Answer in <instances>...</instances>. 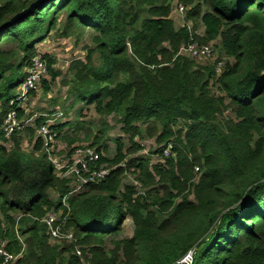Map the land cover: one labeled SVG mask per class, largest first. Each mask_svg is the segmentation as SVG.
I'll use <instances>...</instances> for the list:
<instances>
[{
  "label": "trees",
  "instance_id": "obj_1",
  "mask_svg": "<svg viewBox=\"0 0 264 264\" xmlns=\"http://www.w3.org/2000/svg\"><path fill=\"white\" fill-rule=\"evenodd\" d=\"M36 1L0 0V27ZM178 1L191 29L176 26L171 0H52L0 33V250L9 264H182L191 252L192 264H264V0ZM88 31L85 58L65 75L44 56L43 94L61 78L67 111L82 105L80 118L85 108L119 118L127 139H115L109 158L101 130L89 146L100 154L93 167L109 176L75 192L38 135L59 111L21 107L20 121L39 117L9 137L3 125L36 46L52 32L79 43ZM194 42L213 44L217 60L180 54ZM49 128L69 155L82 133L92 137L84 122ZM50 213L74 241L51 239L42 223ZM127 220L133 236L108 248Z\"/></svg>",
  "mask_w": 264,
  "mask_h": 264
},
{
  "label": "built area",
  "instance_id": "obj_2",
  "mask_svg": "<svg viewBox=\"0 0 264 264\" xmlns=\"http://www.w3.org/2000/svg\"><path fill=\"white\" fill-rule=\"evenodd\" d=\"M173 5V15H177L182 19L185 18L186 8L179 3L178 0H173ZM186 25L190 29L192 28L191 24H185L182 27ZM49 45V41L45 42L42 46H47V48L43 51L38 50L37 54L32 58L30 66L26 69L27 77L19 87L16 99L11 102V105H17V107L8 113L4 121L3 130L8 137L16 131H22L25 127L32 125L33 120L38 117V115H34L31 119L20 121L17 111L21 107H26L31 93L35 92L40 94L43 92L42 82L49 76L48 65L44 59L46 54L51 55V48L48 49V47H50ZM180 54L200 63L214 62L217 60V53L213 48V44L199 45V43L194 42L183 46L180 50ZM224 65L225 62L218 63L216 68L218 76L222 73ZM52 122L53 121L50 120L42 125L38 130V134L44 140V148L47 151L49 161L55 165L57 170L62 171L63 177H74L76 179L75 192L83 190V188L90 183L98 182L109 176L110 171L106 167L101 166L99 169L93 167L100 158L99 152L93 147L76 148L71 159H67L69 162L63 164V160L66 159L63 158L62 160V158L56 157L53 150V144L56 143V134L49 128ZM165 155L169 156V152H165ZM42 223L48 227V234L53 241L62 242L75 240L72 232L64 231L65 220L61 221L56 213H50L42 220ZM0 254L5 259L3 264H9L11 261L9 254L4 250H0ZM77 254L80 255L81 252L78 250ZM192 261L193 252L187 255L181 263L192 264Z\"/></svg>",
  "mask_w": 264,
  "mask_h": 264
},
{
  "label": "rangeland",
  "instance_id": "obj_3",
  "mask_svg": "<svg viewBox=\"0 0 264 264\" xmlns=\"http://www.w3.org/2000/svg\"><path fill=\"white\" fill-rule=\"evenodd\" d=\"M172 3V11L174 9L173 0H171ZM172 19L174 20L177 27H182L183 25L187 24L185 18H180L177 15H173L172 13ZM64 17L61 18V20ZM191 24V23H190ZM192 25V24H191ZM198 34H203V28H199L197 30ZM93 37V32L88 31V33L82 38V40H79L77 43L76 38H69V39H57L55 36V32H52L51 35L48 37L46 41L50 42L51 50L53 51V55L57 59V68L65 73L68 70V67L70 65V62L77 59H84L85 58V50L84 47L87 45H91V38ZM44 43H39L36 48L38 50H45L47 46H42ZM50 52V50H49ZM63 75V77H64ZM62 79L60 78L56 84L52 87V92L48 95L43 94L41 92L40 94H37L35 97H30L26 108L28 109V112H34V113H45V112H53V110L56 109V111H59L58 115L55 117V120H52V124H59V123H65V122H84L85 127L87 130L92 131V137L90 141H86V137L88 136V132L86 131L85 134L82 133L80 138V143L77 144L80 147L78 148H85L90 147L91 143L95 139L97 135H101V130L106 129V132L104 135H102L101 143L108 146V152L106 153L107 157L112 158L115 155L116 152V144L115 139H117L119 136H123L127 139V136L122 135L121 131V125L119 124L118 120L119 118L116 117H109L108 119H104L100 116H98L94 111L93 108L87 109L85 108L82 112L81 118L78 116L79 108L82 107V105L77 106L75 109L71 111H67L70 101L68 99H65L67 88H64L61 86ZM216 92V91H215ZM56 102V103H55ZM54 106V107H53ZM67 113V115H66ZM39 117V115H38ZM39 135V134H38ZM139 143H141L144 146V149L148 152L154 151L158 148L157 144L155 143V140H140L137 139ZM76 145V146H77ZM25 150H30V147L27 143L23 145ZM29 147V148H28ZM95 148V147H93ZM53 150L57 154L58 152H62V160L63 158L66 160H63V164H67L69 161L67 159L68 156L72 157L73 153L69 155L70 148L66 147L65 144L61 142H56L53 144ZM68 154V155H67ZM155 161L157 158H154ZM133 177L129 176L126 181L132 182ZM133 223L130 220H127L122 225V232L121 234L113 235L112 238H110L107 241V247L110 248L113 241L117 240L118 238H130L133 236Z\"/></svg>",
  "mask_w": 264,
  "mask_h": 264
},
{
  "label": "water",
  "instance_id": "obj_4",
  "mask_svg": "<svg viewBox=\"0 0 264 264\" xmlns=\"http://www.w3.org/2000/svg\"><path fill=\"white\" fill-rule=\"evenodd\" d=\"M52 0H37L36 2L32 3L27 9L15 15L12 19L8 22L4 23L0 27V33L7 28L13 27L18 23H22L27 18H29L32 14L36 12L37 9H42L45 5L50 3Z\"/></svg>",
  "mask_w": 264,
  "mask_h": 264
},
{
  "label": "crops",
  "instance_id": "obj_5",
  "mask_svg": "<svg viewBox=\"0 0 264 264\" xmlns=\"http://www.w3.org/2000/svg\"><path fill=\"white\" fill-rule=\"evenodd\" d=\"M50 53H51V55H53V51H52V50H51V52H50ZM53 57H55V56H53Z\"/></svg>",
  "mask_w": 264,
  "mask_h": 264
}]
</instances>
